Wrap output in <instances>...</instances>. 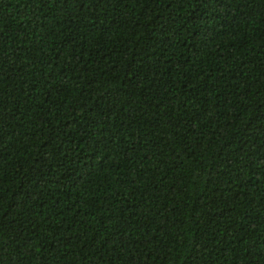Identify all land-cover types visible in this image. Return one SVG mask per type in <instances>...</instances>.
<instances>
[{
  "label": "trees",
  "instance_id": "16d2710c",
  "mask_svg": "<svg viewBox=\"0 0 264 264\" xmlns=\"http://www.w3.org/2000/svg\"><path fill=\"white\" fill-rule=\"evenodd\" d=\"M0 264H264V0H0Z\"/></svg>",
  "mask_w": 264,
  "mask_h": 264
}]
</instances>
